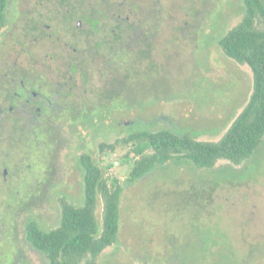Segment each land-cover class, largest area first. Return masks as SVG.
I'll return each instance as SVG.
<instances>
[{
    "label": "rangeland",
    "instance_id": "obj_1",
    "mask_svg": "<svg viewBox=\"0 0 264 264\" xmlns=\"http://www.w3.org/2000/svg\"><path fill=\"white\" fill-rule=\"evenodd\" d=\"M162 5L169 8L173 29L158 37L152 54L142 55L140 79L128 86L125 99L95 115L88 145L64 148L56 167L26 159L23 152L0 161L3 264L49 263L30 247L26 224L35 220L50 230L60 223L62 197L84 203L78 158L87 149L100 156V143L143 127L218 140L248 102L251 68L227 57L217 43L242 20L244 0H162ZM17 46L0 43V64L17 58ZM101 84L96 73L95 85ZM86 136L80 131L74 138ZM127 151L120 148L105 159L115 162L109 172L124 187L122 226L99 264H264V142L239 165L223 160L200 167L185 159L135 181L121 160Z\"/></svg>",
    "mask_w": 264,
    "mask_h": 264
},
{
    "label": "flooded vegetation",
    "instance_id": "obj_2",
    "mask_svg": "<svg viewBox=\"0 0 264 264\" xmlns=\"http://www.w3.org/2000/svg\"><path fill=\"white\" fill-rule=\"evenodd\" d=\"M171 18L162 0H10L0 43L19 53L0 64V161L23 152L56 167L66 143L88 145L96 108L125 99Z\"/></svg>",
    "mask_w": 264,
    "mask_h": 264
},
{
    "label": "trees",
    "instance_id": "obj_3",
    "mask_svg": "<svg viewBox=\"0 0 264 264\" xmlns=\"http://www.w3.org/2000/svg\"><path fill=\"white\" fill-rule=\"evenodd\" d=\"M9 2L0 0V31L6 26ZM244 6L242 20L217 40L227 57L252 70L253 90L242 111L218 140L179 134L167 127H143L114 142L100 143V156L89 149L84 151L78 158L84 172V203L76 205L62 197L60 223L50 230L35 220L26 224L30 247L42 253L48 264H99L103 252L117 243L124 187L109 172L115 162L105 163L108 154L128 147L121 160L130 166V181L142 179L172 161L191 160L200 167L223 160L239 165L257 154L264 142V0H244ZM101 107L95 110L98 117ZM66 145L76 150L73 144Z\"/></svg>",
    "mask_w": 264,
    "mask_h": 264
}]
</instances>
